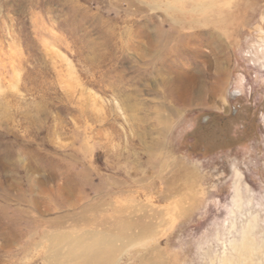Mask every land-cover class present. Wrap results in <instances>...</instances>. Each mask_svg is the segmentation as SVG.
<instances>
[{
    "label": "rangeland",
    "instance_id": "rangeland-1",
    "mask_svg": "<svg viewBox=\"0 0 264 264\" xmlns=\"http://www.w3.org/2000/svg\"><path fill=\"white\" fill-rule=\"evenodd\" d=\"M0 264H264V0H0Z\"/></svg>",
    "mask_w": 264,
    "mask_h": 264
},
{
    "label": "bare ground",
    "instance_id": "bare-ground-1",
    "mask_svg": "<svg viewBox=\"0 0 264 264\" xmlns=\"http://www.w3.org/2000/svg\"><path fill=\"white\" fill-rule=\"evenodd\" d=\"M197 88H198V87H197ZM187 89H188V91H193V90L196 91V86L193 85V84H191L190 86L188 85ZM187 89H186V90H187ZM198 89H200V88H198ZM97 249H98L97 247H92V248H90V249H86L82 255H84V257H85L87 260H90V261H91V260L94 259V253H95V251H96Z\"/></svg>",
    "mask_w": 264,
    "mask_h": 264
}]
</instances>
